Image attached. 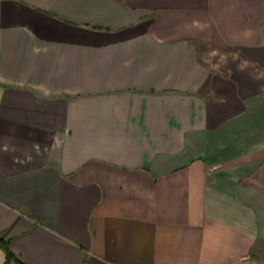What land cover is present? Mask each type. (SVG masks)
<instances>
[{"label": "crops", "instance_id": "crops-1", "mask_svg": "<svg viewBox=\"0 0 264 264\" xmlns=\"http://www.w3.org/2000/svg\"><path fill=\"white\" fill-rule=\"evenodd\" d=\"M0 264H264V0H0Z\"/></svg>", "mask_w": 264, "mask_h": 264}, {"label": "trees", "instance_id": "trees-1", "mask_svg": "<svg viewBox=\"0 0 264 264\" xmlns=\"http://www.w3.org/2000/svg\"><path fill=\"white\" fill-rule=\"evenodd\" d=\"M0 245L1 247L3 248V250L5 251V255H6V260L10 259L12 256V253L10 252L9 248H8V245H7V242L2 240L0 238Z\"/></svg>", "mask_w": 264, "mask_h": 264}]
</instances>
